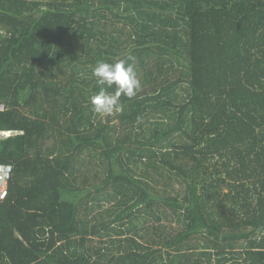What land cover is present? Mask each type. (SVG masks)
I'll use <instances>...</instances> for the list:
<instances>
[{
  "label": "trees",
  "instance_id": "16d2710c",
  "mask_svg": "<svg viewBox=\"0 0 264 264\" xmlns=\"http://www.w3.org/2000/svg\"><path fill=\"white\" fill-rule=\"evenodd\" d=\"M7 130L0 264H264V0H0Z\"/></svg>",
  "mask_w": 264,
  "mask_h": 264
},
{
  "label": "clouds",
  "instance_id": "9594fccd",
  "mask_svg": "<svg viewBox=\"0 0 264 264\" xmlns=\"http://www.w3.org/2000/svg\"><path fill=\"white\" fill-rule=\"evenodd\" d=\"M130 60L131 56L114 63L98 61L93 68L92 75L98 91L89 98V102L96 114L106 117L122 113L124 104L121 96L131 99L141 90V80ZM113 88L114 91L109 92Z\"/></svg>",
  "mask_w": 264,
  "mask_h": 264
},
{
  "label": "built area",
  "instance_id": "2783aa9c",
  "mask_svg": "<svg viewBox=\"0 0 264 264\" xmlns=\"http://www.w3.org/2000/svg\"><path fill=\"white\" fill-rule=\"evenodd\" d=\"M3 108V106H1ZM13 134V131H0V136L7 137ZM13 167L10 163H0V200H3L8 191V182L12 174Z\"/></svg>",
  "mask_w": 264,
  "mask_h": 264
},
{
  "label": "rangeland",
  "instance_id": "374dc122",
  "mask_svg": "<svg viewBox=\"0 0 264 264\" xmlns=\"http://www.w3.org/2000/svg\"><path fill=\"white\" fill-rule=\"evenodd\" d=\"M153 62V61H152ZM152 62H151V64H152ZM67 74V73H66ZM142 74V70H140V75ZM63 76V75H62ZM64 77V76H63ZM60 78H62V77H60ZM85 155H87V152L85 151L84 152V154H83V156H85ZM96 160H98L97 158H96ZM85 168H84V171L85 170H88V167H90L89 166V164L88 165H86V166H84ZM87 167V168H86ZM139 167L140 168H138V170L137 171H139V170H141V169H143L144 168V166L143 165H141L140 163H139ZM160 186H161V188L160 189H163V185H162V183L160 184ZM89 204H92V207H93V209H92V211H94V212H96V211H98V210H102V209H105V208H112L113 207V201L112 200H110V199H108V200H104L103 202H101V204H100V206L99 205H97V203H89ZM80 213H81V209H80ZM183 235H181L180 237H182ZM203 239H201L200 238V236L199 235H191V237H190V239L188 240L189 241V243H191V244H197V243H199V242H201Z\"/></svg>",
  "mask_w": 264,
  "mask_h": 264
}]
</instances>
